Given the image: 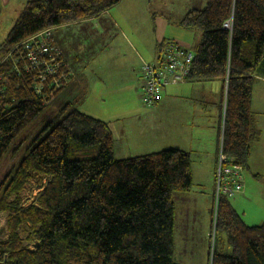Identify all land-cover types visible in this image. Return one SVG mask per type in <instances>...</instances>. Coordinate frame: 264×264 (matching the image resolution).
I'll return each instance as SVG.
<instances>
[{"label":"trees","instance_id":"trees-1","mask_svg":"<svg viewBox=\"0 0 264 264\" xmlns=\"http://www.w3.org/2000/svg\"><path fill=\"white\" fill-rule=\"evenodd\" d=\"M120 1L26 2L0 46V55L7 54L0 62V162L69 84L38 93L34 78L17 59L16 46L46 28L96 17ZM205 4L178 21L183 28L201 31L184 82H223V148L246 167L258 132L251 99L255 74L264 63V0ZM228 21L231 28L224 25ZM171 41H162L159 55ZM67 98L48 121L45 135L28 146L0 182V212L9 213L0 264H179L173 259V194L193 185L190 153L169 147L116 158L108 122L77 109L74 99ZM32 178L43 182V190L35 204L26 206L21 192ZM214 215L216 236L225 238L221 248L215 242L208 264H264V220L247 225L225 196L219 197ZM22 226L33 247L24 244Z\"/></svg>","mask_w":264,"mask_h":264},{"label":"rangeland","instance_id":"rangeland-1","mask_svg":"<svg viewBox=\"0 0 264 264\" xmlns=\"http://www.w3.org/2000/svg\"><path fill=\"white\" fill-rule=\"evenodd\" d=\"M27 1L28 0H12L8 8L2 9V17L0 18V46L8 36L7 33L13 26L14 21L19 16L21 9ZM206 1L207 0H121L117 5L108 10L107 13H104L102 17L97 20V24H95L96 27L101 24H113L114 28L109 29L110 36L105 33L101 40L98 38L96 42H93V38L99 37L95 32H92L93 34L91 33V35H85L81 28H79L80 26H75L71 31L74 34V39H81L84 43L82 47V60L89 61L87 74L90 76L88 82L90 90L89 93L78 94V96H76L77 98H75L76 100L73 96L69 98L70 100L74 99V105H76L77 109L83 110L89 114L91 113L96 117H100V119L111 120L112 131H114L117 142L115 149L116 158L135 156L138 153H149L151 152L150 150H155V143L152 140L155 142L161 140L159 137L160 126H158V124H161V117L153 109L154 107L141 106L142 110H137L133 101V92L131 91L128 96L132 99L133 103L130 104L131 106L129 107L122 108L121 102L118 101L120 99L127 100L126 90H122L121 93L118 91L109 92L106 90V88L111 87L109 85L114 81H117L119 84L125 82L121 74H124V70H127L130 64L140 61L139 58L135 56L130 46L132 45L135 47L136 50L141 52L144 56L149 48L154 52V47L157 42L156 32L157 29H159V22H161L159 21L160 18L166 17L171 22H174L176 19L183 17L188 10L196 6H205ZM99 20H102L101 24H99ZM116 26H118V29H116ZM54 28L55 26L51 31L53 38ZM167 28V38L178 40L179 42L189 41L190 44L187 46L189 49L193 50L192 47L198 39L197 37V39L194 38L193 30L186 32L187 30L184 28L173 25L172 23H170ZM56 46L60 50L57 44ZM61 54L69 62L67 56L64 55L62 51ZM148 54L149 56H145L143 59L141 58V65H143V61H153L152 53L149 52ZM6 55H0V62L7 59ZM148 57H151V59H148ZM69 66L73 71V66H71L70 62ZM105 74L115 76L110 79L109 75L107 77ZM73 76L74 71L68 82V86ZM211 85L218 89L214 84ZM256 91L257 95H264L262 90L258 91V87ZM80 99L81 101H79ZM63 100L65 101V99L59 95L54 101H51L43 114L29 125L14 141L11 148L0 162V182L7 173L14 170L15 165H17L21 158H23L22 156L25 155L28 146H30L37 137L41 138L45 135L46 129L44 128L49 123L48 121H52L55 118L57 109ZM189 101L185 100V102ZM125 106H127V103ZM117 117H119V119H116ZM195 122L196 125H191L194 137L204 138L203 135L211 132L212 128L204 126V122L201 124L199 119ZM152 129L157 134L158 139H153L152 137L148 138V136L143 134V132ZM172 129L168 131V139H171L176 144L177 141H179L178 137L181 132H176ZM181 136L190 139V141L197 142V138L195 140L191 138L192 134L187 135V133H183ZM204 140L208 142L206 138H204ZM172 141L170 144H173ZM158 145L155 144V146ZM193 156L194 155H192V159ZM199 165L200 164L196 161L192 163L191 172L193 175V185L191 189L188 191L174 192L173 194L176 206L173 227L175 239L173 259L179 264H207L209 262V254L211 257L214 250L213 247L215 242V245L221 248L222 240L225 238L221 236L220 233L216 236L214 226V210L216 212V204H213L214 195H216L215 174L210 178V174H208L206 170L202 171ZM246 178L247 173L245 172V180ZM44 182H46V180ZM42 184L43 182L41 183V180L38 178H32L26 182L21 192L24 205L27 206L37 202L36 198L43 190ZM239 196L243 198L238 201L234 198H230V202L233 203L237 211L242 213L244 218L248 221L260 218L261 214L264 213V177L262 176L260 180L249 179V184L247 185L245 182L243 193L239 194ZM8 216L9 213L7 211L0 212V241L6 240L9 236V225L7 224ZM28 231L27 227L24 226L19 229L20 235L24 239V244L33 247L32 242L26 239ZM206 233H208L207 236Z\"/></svg>","mask_w":264,"mask_h":264},{"label":"crops","instance_id":"crops-1","mask_svg":"<svg viewBox=\"0 0 264 264\" xmlns=\"http://www.w3.org/2000/svg\"><path fill=\"white\" fill-rule=\"evenodd\" d=\"M12 0H0V18L2 17L1 11L4 8H8L11 5ZM117 5V4H116ZM115 6V5H114ZM113 7V6H112ZM111 7V8H112ZM196 7H204V6H196ZM194 7V8H196ZM109 8L108 10H110ZM108 10L98 14L96 17H92L86 19L84 21H75V23L64 24L62 26H57L54 28V38L55 44L60 47V50L64 55L67 56L71 66H73L74 76L67 87V89L60 92L58 95H61L65 101H67V97L77 98L78 94H86L89 93V75L87 74L89 61L82 60L83 51L82 47L84 45L83 40L74 39L73 32H71L75 26H80L81 30L85 35H91L92 32H95L99 37L93 38V42H96L98 38L100 40L103 38V34H109V29L114 28L113 24H101L102 20H99L100 26H95L97 24V20L102 17L104 13H107ZM182 18V17H181ZM176 19V21L171 22L168 18L163 17L160 18L159 21V29L156 32V44L154 47V52L149 50L147 51L145 56H149V52L152 53V62H156L159 56V45H162V41H171L174 39L166 37V30H168L167 26L172 23L173 25H178V21L181 19ZM95 22V23H94ZM179 26V25H178ZM76 27V28H78ZM181 27V26H179ZM183 28V27H182ZM118 29V26H116ZM187 30L186 32L193 30L194 38L197 39V42L192 47L193 51H195L194 47L200 41L201 31L195 28H184ZM197 30V31H195ZM198 33V35H197ZM93 34V33H92ZM110 36V34H109ZM197 37V38H196ZM108 40V39H107ZM182 42V41H181ZM185 47L190 44L189 41L182 42ZM165 44V43H164ZM131 50L135 53V56L139 58L140 61H136L128 66L127 70H124V74L122 78L125 79V82L119 84L117 81L112 82L110 88H106L107 91H118L122 92V90H126L127 100H119L121 102L122 108L129 107L130 104L133 103L137 108V110H142L141 106H147L142 103L141 96V58L143 59L145 56L141 54V52L137 51L135 47L130 46ZM189 48V47H188ZM82 53V54H81ZM93 53V52H92ZM151 59V57H148ZM106 75V74H105ZM109 75V78L114 77L115 75ZM108 75H106L108 77ZM254 88H253V96L251 99L252 102V113L254 114L255 124L258 126L257 137L250 144V153L248 155L247 165L245 167L247 178L246 185L249 184V179L260 180V178L264 177V95H257L256 88L258 87V91L262 90L264 92V63L259 67V71L256 72L254 77ZM214 84L217 88H214ZM222 88L223 82L220 80H211V81H192L189 80L184 83L177 84H169L166 85L165 88L162 89L160 95L161 98L158 100L156 105L154 106V110L161 117V124H158L159 127V137L160 141L155 142V144H159L155 146V150H150L151 152H155L156 150L165 149L169 147L181 148L190 153V158L193 161L198 162L199 167L202 171L206 170L208 174H210V178L215 174V167L217 163V154L219 151V145L222 140V131L224 119H225V108H226V98L222 99ZM133 92L134 100L128 96L130 92ZM67 98V99H66ZM185 100H190L189 102H185ZM64 101V100H63ZM81 101V99L79 100ZM127 103V106L125 104ZM149 107V106H147ZM134 108V107H133ZM135 110V109H134ZM83 111V110H82ZM85 112V111H84ZM130 112V110H129ZM89 114V113H87ZM91 114V113H90ZM89 114V115H90ZM93 115V114H91ZM94 116V115H93ZM96 117V116H94ZM100 119V117H96ZM102 119V118H101ZM116 119H119L117 117ZM199 119V122L202 124L204 122V126H208V128H212L211 132L203 135L204 138L208 140L206 142L204 138L194 137V132H192L191 125H196V120ZM105 120V119H102ZM108 122L110 129L111 120H105ZM173 128V129H172ZM175 130L176 132H181L175 144L171 139H168V131ZM183 133H187V135H191L193 140L197 138V142L190 141V139L181 136ZM114 134V131H113ZM146 136L152 137L153 139H158L155 131L148 130L143 132ZM172 141L173 144H170ZM114 142L116 149V138L114 134ZM161 144V145H160ZM197 144V145H196ZM198 146V147H197ZM148 147V146H147ZM152 149V148H149ZM148 153V152H147ZM147 153H138L136 155H142ZM116 154V153H115ZM135 155V156H136ZM192 155L193 159H192ZM132 157V156H125ZM192 167V166H191ZM234 198L236 201L242 199L243 197L237 196L229 197ZM231 203V202H230ZM233 205V203H232ZM234 209L237 211L236 207L233 205ZM264 211V210H263ZM242 216V219L247 225H259L264 220V213L261 214V217L257 220H246L242 213L238 212ZM208 233H206L207 236ZM205 264V263H203ZM208 264V263H207Z\"/></svg>","mask_w":264,"mask_h":264},{"label":"built area","instance_id":"built-area-1","mask_svg":"<svg viewBox=\"0 0 264 264\" xmlns=\"http://www.w3.org/2000/svg\"><path fill=\"white\" fill-rule=\"evenodd\" d=\"M224 25L232 27L231 21ZM51 31V27L46 28L16 46L17 59L22 60L25 72L34 78L32 87L40 94L45 93V88L52 91L65 86L73 75L69 62L54 44ZM194 55L193 50L174 40L163 48L156 62L143 61L140 74L144 104L153 107L166 85L184 82L193 67ZM221 137L215 169L216 207L220 196L243 193L246 182L244 165L225 152Z\"/></svg>","mask_w":264,"mask_h":264},{"label":"bare ground","instance_id":"bare-ground-1","mask_svg":"<svg viewBox=\"0 0 264 264\" xmlns=\"http://www.w3.org/2000/svg\"><path fill=\"white\" fill-rule=\"evenodd\" d=\"M4 58V57H3ZM114 156V155H113ZM4 181V180H3ZM35 182V181H34Z\"/></svg>","mask_w":264,"mask_h":264}]
</instances>
